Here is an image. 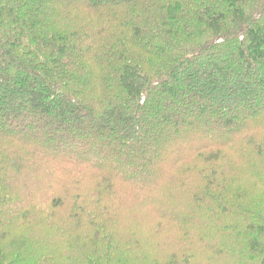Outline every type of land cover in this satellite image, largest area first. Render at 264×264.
<instances>
[{"label":"trees","instance_id":"obj_1","mask_svg":"<svg viewBox=\"0 0 264 264\" xmlns=\"http://www.w3.org/2000/svg\"><path fill=\"white\" fill-rule=\"evenodd\" d=\"M0 264H264V0H0Z\"/></svg>","mask_w":264,"mask_h":264}]
</instances>
